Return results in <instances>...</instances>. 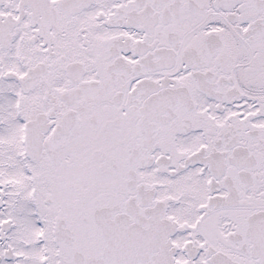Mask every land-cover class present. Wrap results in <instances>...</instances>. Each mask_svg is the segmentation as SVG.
I'll return each mask as SVG.
<instances>
[{
	"label": "snow or ice",
	"instance_id": "1",
	"mask_svg": "<svg viewBox=\"0 0 264 264\" xmlns=\"http://www.w3.org/2000/svg\"><path fill=\"white\" fill-rule=\"evenodd\" d=\"M0 264H264V0H0Z\"/></svg>",
	"mask_w": 264,
	"mask_h": 264
}]
</instances>
